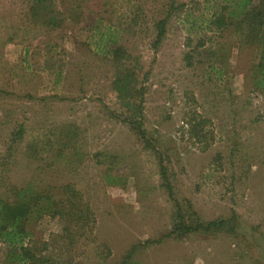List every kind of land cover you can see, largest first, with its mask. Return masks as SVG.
<instances>
[{
  "label": "rangeland",
  "instance_id": "obj_1",
  "mask_svg": "<svg viewBox=\"0 0 264 264\" xmlns=\"http://www.w3.org/2000/svg\"><path fill=\"white\" fill-rule=\"evenodd\" d=\"M23 1L0 0V172L32 192L70 185L87 211L74 245L48 217L29 222L32 240L69 264H120L135 245L133 264H264V101L249 78L257 51L206 32L204 0H178L157 49L152 22L166 0H77L51 30L29 22ZM106 26L123 28L131 56L122 94L99 42ZM202 38L223 70L187 66ZM126 118L141 121L152 149ZM161 166L187 224L223 227L168 237L176 209ZM5 252L0 264H10Z\"/></svg>",
  "mask_w": 264,
  "mask_h": 264
},
{
  "label": "trees",
  "instance_id": "obj_2",
  "mask_svg": "<svg viewBox=\"0 0 264 264\" xmlns=\"http://www.w3.org/2000/svg\"><path fill=\"white\" fill-rule=\"evenodd\" d=\"M164 10L158 14L152 22L153 39L152 49H157L166 36L167 27L171 17L181 8L178 0H166ZM256 1V2H255ZM24 0L26 4V15L29 22L43 29L51 30L60 27L64 13L73 7L78 8L77 0L64 4L65 0ZM202 3L208 11L209 17L202 22L205 31L216 34L220 38L233 35L237 39V44L241 49L253 48L257 51L258 58L256 63L249 70V78L252 90L258 93L264 101V0H204ZM60 6V9H59ZM63 9V10H62ZM75 9V8H74ZM104 13H100L99 20ZM103 31H99V42L103 43L107 54L117 69V76L114 82L115 89L119 94L125 91V84L128 78L134 75L133 71L127 69L131 56L127 48L120 44V31L122 29L106 26ZM98 29V28H97ZM206 41L204 38L198 39V43L185 54L184 59L187 66H204L206 69L223 70L225 64L220 58L217 50L204 49ZM111 46V48L109 47ZM223 48V45H220ZM196 58H195V57ZM132 95L136 97L135 92ZM135 134L142 140L145 147L152 149L151 143L146 137V132L139 120L126 118ZM190 125L189 135L191 139H198L193 132L194 126ZM23 129L20 127L13 135L11 143L21 139ZM198 141V140H197ZM161 177L167 188L169 198L175 205V225L168 234L188 235L197 232H209L223 227V221H211L203 223L195 219L191 224H187L184 219L183 208L174 200L170 184L167 180L165 169L161 166ZM6 173L4 168L0 172V245L5 247L6 261L10 264H69L63 255L52 254L47 243L38 245L32 240V233L28 229L29 222L40 220L43 217L56 219L64 223L63 235L61 239L65 245H74L80 238L77 232L80 224L85 217L83 224L86 223V210L79 208L78 194L75 193L70 185H62L53 195L52 189H37L32 192L29 189L30 183L26 187H16L12 184H5ZM59 197H58V196ZM65 196V200L60 197ZM59 198V199H57ZM77 200V201H76ZM84 211V212H83ZM86 212V213H85ZM191 215L194 216L192 213ZM152 242H146L150 244ZM138 245L131 247L122 257L120 264L130 263ZM63 254V253H62Z\"/></svg>",
  "mask_w": 264,
  "mask_h": 264
}]
</instances>
